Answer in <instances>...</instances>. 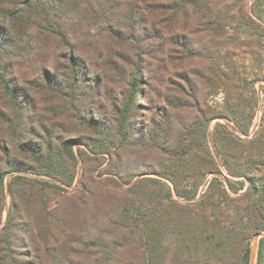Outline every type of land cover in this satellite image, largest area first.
<instances>
[{"label":"trees","instance_id":"1","mask_svg":"<svg viewBox=\"0 0 264 264\" xmlns=\"http://www.w3.org/2000/svg\"><path fill=\"white\" fill-rule=\"evenodd\" d=\"M234 1L236 0L120 2L127 10L128 23L140 19L143 23L140 28L143 29L149 25L152 28L165 26L168 39L178 50L185 51L187 46L186 21L194 22L191 30L196 33L205 29L215 39L217 45L214 47V54L221 61L210 73L221 77L216 80L225 77L223 80L227 81L226 76L231 75L228 71H232V67L229 65L227 68L226 62L227 59L229 61V55L231 57L234 53L232 32L237 33L241 27L247 31L248 39L244 40V47L255 55L257 67L264 68V56H260V53H264V0H243L245 4L247 1L251 2V7L246 12H239V15H236ZM238 1L242 3V0ZM68 3L72 2L0 0V116L5 118L8 113L12 116L9 119L11 123L7 139L5 138V169H0V224L5 206L3 178L7 174L12 175L8 193L13 198L14 192H22V184L31 187V184L38 183L46 189L56 188L60 192H66V188L73 186L80 171L77 187L71 193H80V189H84L85 193L80 194L81 201L83 197L87 200L95 199V194L90 189L93 180L86 184L84 178H95L93 172L106 162L109 167L118 161L119 143L126 141L133 132L136 140L149 136L153 152L166 159L152 165L150 175L156 177L146 176L149 174H144L142 170L127 172L129 175L120 171L109 173L117 178L116 188L121 191L123 202L119 213L114 219L109 218L106 224L108 228L105 229L108 236L117 229L121 233L119 239L114 238L105 243L95 241L91 245L96 251L100 249L102 253H106L104 264H249L252 239L264 232V184L260 183V179L241 172L238 160L247 152L246 162L255 169L264 168V126L258 128L252 138L245 140L236 138L228 130L213 133L215 144H223L226 162L231 160V163L237 164L232 168L227 166L231 170L230 174L234 177L246 176L250 181L247 191L241 194L239 189L230 187L233 196L219 179L206 181L207 174L218 172L219 169L218 166V170L214 168L212 155L205 148L209 120L205 124L206 119L203 117H195L190 127L181 129L182 134H178L176 147L165 141L168 134L159 141L163 133L161 130L154 132L155 129H152L138 135L136 132L140 129L131 123L130 131H123L125 121L120 127L115 123L113 130L109 131L110 135L96 127L97 132L90 136L69 130L67 124L63 125L59 120L61 116L57 108L50 104L57 98L72 99L82 94L78 83L84 81V74L90 68L98 69V65L85 55L87 49L79 46V40L90 34L97 24L89 25L82 21L87 18L97 22L95 7L101 5L93 4L90 0H74V6L81 3L85 5V10L83 8L82 11H77V15L74 7ZM104 3L107 5L108 2ZM115 8L116 6L109 7L112 10L110 14L114 13ZM150 10L155 12L152 19L147 15ZM236 17L245 24L236 21ZM99 20L100 17L98 22ZM117 34L118 32L115 35ZM49 40L54 41L58 49V53H52L49 57L52 68L33 61L29 68H33L35 77L30 81L19 82V77L14 72L15 61L34 60L43 52L41 43ZM118 43L121 45L120 41ZM235 46H238L237 42ZM141 69L137 65L134 75L136 83L145 76ZM97 76L99 77H95ZM252 76V82L264 79L263 69L256 70ZM94 81L98 80L95 78ZM244 83L247 84V80ZM136 94V89H133V100ZM90 117L94 123V113ZM261 119L264 121V116ZM251 121L252 118L246 122V127ZM245 133L247 135V131ZM110 138L117 142L116 148L112 147L115 143ZM108 145L112 146L108 148ZM232 145H240L243 153L240 150L238 153ZM75 146L77 150H74ZM217 149L220 153L218 146ZM90 162L97 165L92 169ZM54 165H58L60 170L55 171ZM22 174L51 178L59 182L60 186L44 180L30 179ZM122 182L128 187L123 188ZM202 185L206 188L198 196ZM86 202L84 200L83 204ZM12 208L14 209L13 205L6 224L1 229V235L10 230ZM132 248L138 251L137 260L119 257V250L130 252ZM256 264H264V239L257 243Z\"/></svg>","mask_w":264,"mask_h":264},{"label":"rangeland","instance_id":"2","mask_svg":"<svg viewBox=\"0 0 264 264\" xmlns=\"http://www.w3.org/2000/svg\"><path fill=\"white\" fill-rule=\"evenodd\" d=\"M69 1L74 3V0ZM90 1L101 5L95 7L98 13L97 22L89 21L87 18L82 22H87L89 25L97 24L90 34L80 37L79 46L87 49L85 55L98 65V69L90 68L84 74L86 75L84 81L78 83L82 94L72 99L57 98L50 104L51 107L57 108L61 116L59 120L63 125L66 123L69 130L80 131L83 135L90 136L97 132L95 127L109 134L115 123L120 127L125 121L123 131H130L131 123L136 124L140 129L136 132L138 135L152 129H155L154 132L161 130L163 133L159 141L168 134L165 141H169L170 146L176 147L178 134H182L181 129L190 127L195 117L200 119L203 117L206 119L205 124L209 120L205 148L212 155L214 168L217 169L218 166L219 169L218 172L207 174L206 181L219 179L231 196L233 193L230 187L239 189L240 194L246 192L250 184L249 179L246 176L234 177L230 174L231 170L227 166L232 168L237 164L233 161L231 163V160L227 163V158L223 156V153L225 154L223 144L216 145L213 140L214 132L225 130L230 131L240 140L250 139L258 128L264 126V121L261 119L264 116V79L252 82L255 71L259 69L264 71V68L257 67L254 61L255 55L244 47L243 42L248 39L246 28L241 27L237 33L232 32L234 53L231 57L229 55V61L227 59L226 62L227 68L229 65L232 67V71H228L231 75L226 76L227 81L223 80L225 77L216 80L219 76L211 75L210 72L221 62L214 54L217 43L205 29L197 33L191 30L194 24L192 20L185 22L188 27L185 34L187 43L185 51L178 50L179 48L168 39L165 26L152 28L149 25L143 29L140 28L143 25L140 19L128 23L127 10L120 2L124 0ZM104 1L108 2L107 5ZM72 3L68 5L74 7L75 14L79 15L77 11H82L83 8L85 10L84 3L75 6ZM233 4L236 6V15L241 11L246 12L251 7V2L247 1L245 4L243 0L241 4L238 0ZM111 6H116L112 14H110L112 10H109ZM147 15L152 19L155 12L150 10ZM99 17L101 20L98 22ZM236 21L245 24L244 21L239 20V17H236ZM117 32L118 34L115 35ZM235 42L238 43L237 47ZM40 46L43 52L34 60L15 61L14 72L19 77V82L30 81L35 77L33 68H29V64L32 65L33 61L52 68L49 57L52 53H58L56 43L49 40L41 43ZM262 55L264 56V53H260L261 57ZM137 65L142 67L141 71L145 72V76L136 83L134 75ZM96 75L99 77H95ZM95 78L98 81H94ZM147 80L150 82L147 83ZM245 80L247 84L244 83ZM133 89L137 92L135 100L131 95ZM91 90L94 92L92 93ZM91 113H94V123L90 120ZM10 114L8 113L5 118L0 116L1 171L5 169L4 150L7 144L5 138L7 139L9 123H11ZM250 118H252L251 124L246 127V122ZM135 137L132 132L126 141L119 143L118 161L110 164L109 167L106 162L93 172L95 178H84L86 184L89 180H93L90 189L94 192L95 199L87 200L83 197L81 201L80 194L85 193L84 189H80V193L78 191L71 193L73 188L77 187L80 171L73 186L66 188V192H60L56 188L46 189L38 183L31 184V187L22 184V192H14L13 198L8 193L12 175L7 174L3 178L5 206L1 215L0 232L6 224L11 205L14 209L12 208L13 212L10 216L12 223L10 230L2 235L0 233V264H96V261L97 264H104L106 253H102L100 249L97 252L91 245L95 241L105 243L114 238L119 239L121 233L117 229L110 236L105 234V229L108 228L106 224L109 218L116 217L123 202L121 191L116 188L117 178L109 173L120 171L127 174L142 170L144 174H149L146 176L156 177L150 175L152 165H157L158 161L166 159L153 152L154 147L151 146L152 139L149 136H143L139 140ZM147 138L150 139L146 141ZM110 140L114 142L111 138ZM114 143L113 146L108 145V148L111 146L116 148L117 142ZM217 146L220 153L217 151ZM232 147H235L238 153L239 150L242 152L240 145L238 147L232 145ZM76 148L77 146L74 150H77ZM246 159L247 152L238 160L240 171L260 179L263 185L264 168L255 169L246 162ZM89 164L92 169L97 165L95 162ZM64 165L67 166L66 162ZM62 167L61 163V169ZM54 170L59 171V166L54 165ZM22 176L60 186L59 182L51 178L28 174ZM135 180L136 178L132 181ZM121 185L123 188L128 187L124 182ZM106 186L115 189L110 190ZM204 188H206L204 185L200 187L198 196L203 193ZM84 200L87 201L85 204H83ZM2 241L7 243L3 244ZM118 255L122 258L131 257L133 260L139 258L138 251L134 248L130 252L119 250ZM254 255L256 258L257 245Z\"/></svg>","mask_w":264,"mask_h":264},{"label":"water","instance_id":"3","mask_svg":"<svg viewBox=\"0 0 264 264\" xmlns=\"http://www.w3.org/2000/svg\"><path fill=\"white\" fill-rule=\"evenodd\" d=\"M213 155H215L214 151H213ZM260 238H264V232L255 235L253 237V239H252L253 246L250 247V254H251V256H250V263L249 264H256V258H255V255H254V251H255V246L257 245L258 240Z\"/></svg>","mask_w":264,"mask_h":264}]
</instances>
